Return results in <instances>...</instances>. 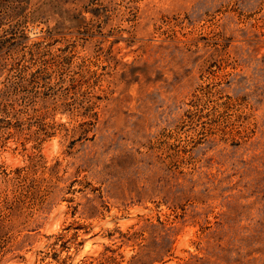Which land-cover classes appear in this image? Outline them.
Here are the masks:
<instances>
[{
  "label": "rangeland",
  "instance_id": "rangeland-1",
  "mask_svg": "<svg viewBox=\"0 0 264 264\" xmlns=\"http://www.w3.org/2000/svg\"><path fill=\"white\" fill-rule=\"evenodd\" d=\"M0 264H264V0H0Z\"/></svg>",
  "mask_w": 264,
  "mask_h": 264
}]
</instances>
